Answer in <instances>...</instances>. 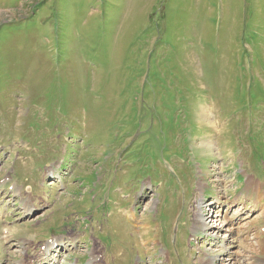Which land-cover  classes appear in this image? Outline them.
Returning a JSON list of instances; mask_svg holds the SVG:
<instances>
[{
    "label": "rangeland",
    "instance_id": "374dc122",
    "mask_svg": "<svg viewBox=\"0 0 264 264\" xmlns=\"http://www.w3.org/2000/svg\"><path fill=\"white\" fill-rule=\"evenodd\" d=\"M263 206L264 0H0V264H261Z\"/></svg>",
    "mask_w": 264,
    "mask_h": 264
},
{
    "label": "bare ground",
    "instance_id": "6f19581e",
    "mask_svg": "<svg viewBox=\"0 0 264 264\" xmlns=\"http://www.w3.org/2000/svg\"><path fill=\"white\" fill-rule=\"evenodd\" d=\"M206 117V116H205ZM202 121H207V118H204V116L202 117V118H200ZM204 144H206V143H204ZM207 145V144H206ZM205 145V146H206ZM207 147V146H206ZM208 147H210L209 146V144H208ZM205 149H208V148H205ZM210 151V150H209ZM53 170H55V169H53ZM52 170V171H53ZM51 172V171H50ZM202 186V185H201ZM257 188V187H256ZM19 189H17V191H18ZM259 192H260V190H261V187H259ZM16 192V191H15ZM17 195V192H16V194L14 195V196H16ZM19 196V201H20V205L22 206V207H25L26 208V214H25V216H28L29 215V211L30 210H33V211H36L37 210V208H36V206H34V208L33 209H29V207H30V200H28L30 197L29 196H24L23 195V193L21 192L19 195H17V197ZM217 202V201H216ZM226 202V201H225ZM224 202V203H225ZM210 203V205H209V207H210V209H213L214 211H211L210 212V214L212 215H210V217L212 218L213 217V220H212V222H211V220L209 221V222H211L212 224L211 225H206L205 226V224H203V221H202V219L201 218H198L197 220L195 219H193L194 220V222H193V229H195V230H197L199 227H202V230H206V233L208 232L209 234H213L215 231L217 232V233H219L220 231H222V229L220 228V225H217V221L215 220V217L217 218L219 215H214L215 213L217 214V209H219V208H217L218 207V205H217V203L216 204H214L213 202H209ZM260 204V203H259ZM264 207V206H263ZM262 214V216H263V219H264V210H263V213H261ZM134 214H129V213H127L126 214V217H128V218H130V219H133L134 217H135V215L133 216ZM198 216V215H197ZM227 221V220H226ZM224 222V221H223ZM253 222V221H252ZM220 224V223H219ZM237 224V223H236ZM224 226H223V228H224V230H226L227 232H229V233H233L236 229L234 228V223H233V221L232 220H230V221H227V222H225V224H223ZM204 227V228H203ZM237 227V226H236ZM145 229V228H144ZM261 229L263 230V234H264V225L261 227ZM156 231V230H155ZM225 231V232H226ZM236 232H238V231H236ZM251 232H252V234L253 235H256V234H258L259 232L258 231H256V230H251ZM239 234V233H238ZM249 235V232H244V236L245 237H247ZM257 236V235H256ZM255 236V237H256ZM259 236H260V234H259ZM71 237V236H70ZM198 237V236H197ZM264 238V237H263ZM236 239H238L237 238V236H236ZM259 239V238H258ZM24 244V245H23ZM252 244V243H251ZM32 245V243L30 244V243H20V248L23 250V251H29V248H30V246ZM26 246V247H25ZM70 246H73L71 243H70ZM261 248H262V250H263V246H261ZM55 249H60L61 251L63 250V249H67L66 247H64L63 246V243L61 242V239H58V238H53V239H51V240H49V241H47L42 247H41V249L39 250V251H35V252H33L32 251V253H26V255L28 256V258L27 259H21V260H18V261H16L15 262V264H34L35 262L36 263H39V262H41V263H43V262H46V261H52L51 259L52 258H50V259H48L49 258V256L47 257V252L48 251H50V252H52V253H54L55 251ZM261 252V251H260ZM93 252H90V254H92ZM232 254V253H231ZM227 255V254H226ZM222 256V255H221ZM218 258V257H217ZM98 259V257L95 255L94 256V258H93V260L89 263V264H100V261L99 260H97ZM164 259H165V262H168L169 260V257L167 256V257H164ZM250 259H253V257H250L249 259H246V262H248V260H250ZM28 260H30V262L28 263ZM46 260V261H45ZM221 260V259H220ZM212 261V260H211ZM34 262V263H33ZM104 262V261H103ZM217 262V261H216ZM222 262V261H221ZM250 262V261H249ZM262 262L263 263H261V264H264V260H262ZM209 263H211V262H209ZM104 264H106L105 262H104ZM214 264V263H213Z\"/></svg>",
    "mask_w": 264,
    "mask_h": 264
}]
</instances>
